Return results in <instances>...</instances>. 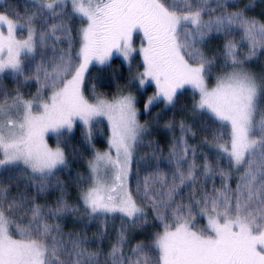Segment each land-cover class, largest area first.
I'll use <instances>...</instances> for the list:
<instances>
[{"label":"snow or ice","instance_id":"1","mask_svg":"<svg viewBox=\"0 0 264 264\" xmlns=\"http://www.w3.org/2000/svg\"><path fill=\"white\" fill-rule=\"evenodd\" d=\"M29 3L23 15L0 11V76L8 72L37 84L30 98L18 90L9 95L0 85V264H264V82L242 67L257 48L264 49V22L248 17L246 9L227 11L229 0ZM77 18L81 26L73 35L70 22ZM236 32L249 55L241 59V44L226 39L228 70L212 83L215 60L203 47L213 35ZM137 54L143 71L133 85H155L145 110L156 102L174 105L177 93L190 87L198 94L194 110L208 114L206 126L216 128L210 142L216 155L215 162L205 155L198 164L197 148L184 139L191 129L181 123L168 160L174 170L157 167L142 181L137 172L133 188V152L147 130L137 120L136 97L90 100L85 77L90 66L106 65L114 55L130 65ZM101 117L111 130L109 151L96 152L90 161V183L79 200L88 223L101 221L98 237L105 235L107 218L119 215L121 226L107 253L92 248L84 235L63 232L61 218L80 208L67 203L62 189L54 207L37 203L57 169L66 167L63 149L59 143L50 147L48 134L59 139L79 121L90 139ZM222 157L227 171L219 166ZM20 178L27 181L25 191L13 196L10 187ZM146 208L161 230L125 251L126 225L145 222Z\"/></svg>","mask_w":264,"mask_h":264},{"label":"trees","instance_id":"2","mask_svg":"<svg viewBox=\"0 0 264 264\" xmlns=\"http://www.w3.org/2000/svg\"><path fill=\"white\" fill-rule=\"evenodd\" d=\"M229 4L232 6H230L227 11L246 9V15L248 17L255 18L260 22H264V0H229ZM0 6L7 7V10L13 7L12 9H17L23 15L25 9L30 7V3L29 0H2V4H0ZM10 9L9 11H11ZM70 26L73 29V35H75L80 25L78 26L77 22L73 20L70 22ZM226 39H232L238 44H241L242 37L239 32H236L227 38L224 35H213L207 39V42L203 47L205 54L210 58H214L215 60V65L212 69V76L210 77L211 82L217 74L228 70L224 68V45ZM238 52L241 59L247 57L249 55L248 45L246 43L241 44V46L238 48ZM242 67L246 71L254 74L259 80L264 82V49L257 48L255 55L252 56L251 59H244ZM12 76L11 74L4 75L2 78H0V84H5L8 88V86H11V78H14ZM129 78L130 75L124 65L120 60L114 58L106 66H93L89 70L85 79V94L88 98L91 97L90 95L115 97L121 94L120 92L122 90H126L128 88V83L130 80ZM7 91L10 93L9 90H6V92ZM147 94H149V92L144 94L139 93L137 96L139 122L147 130L143 132L141 145L137 147L136 151L134 152L130 183H132L133 179H135L134 174L137 172L144 178L146 175L155 171V168H152V159L155 157L152 158V156L157 155V162L160 161L161 164L169 166L168 160L170 158V152L173 148V141L175 140V137L181 136V123L191 129L184 139L187 140L189 145L197 148V153H202V155H200L201 158H198V162L202 164L205 155H209L213 159L215 158V153L213 151L216 149L210 143L213 135L205 132L203 128H200V125L203 123L202 119L206 118V116L200 112L194 113L193 105L195 96L190 91L184 90L182 93L178 94L174 105L166 109L162 106V103H157L150 110L146 111L144 109V105ZM189 113L192 115H189ZM210 120L211 119H208V121ZM169 124H171V127H166V125ZM213 129L215 132L216 128L213 127ZM84 133L85 132L82 126L77 124L72 132L63 135L62 142L59 146L65 153L66 167L63 166L61 170L57 171L56 176L51 179L50 186L55 187L52 183V180L60 178L61 181H63L62 184H64V199L69 205L80 208L79 213L69 212L67 215L61 218L59 222L62 225L63 232L65 234L69 232H75L77 234L84 235L89 239L91 236L90 232L97 233V231L92 226L90 229H88L90 232L85 231L87 230L85 225L88 224V218L83 211V206L79 200V195L81 190L86 188L89 184L86 164L92 158L95 150L102 151L105 147H107L106 144L108 130L105 124L101 121H95L93 123L91 129V133H93L91 137V141L93 140L92 147L88 144L87 136ZM154 152H156V154H154ZM148 158L150 159L148 160ZM134 161H137L138 164ZM221 168L224 170L227 168L228 170L229 166L223 165ZM232 171L233 176L230 183L231 186L235 188L236 172L234 170ZM16 175L19 176V173H16ZM77 175L87 178V180H83V178L79 179ZM26 183L27 181L24 178L18 179L10 187L11 195L15 196L20 192H24V185ZM215 183L217 188H219L221 185L219 176L216 177ZM29 191L34 195L36 193L35 187H31ZM56 191V189L55 191L48 190L47 192L40 194L37 198V203L47 204L49 207H54L56 200L62 194L61 191L60 193H58L59 191L56 193ZM145 212L147 214V219L144 222L145 225H143L141 228L136 230V228L131 226L130 222L128 225H126L129 243L126 246L125 251H128L131 247H134L137 243H148L152 239L154 232L158 230V220L155 219L157 221L156 222L152 219L153 216L150 212V209H145ZM113 217H115L114 220ZM113 217L107 218L106 226H118L120 224V217ZM132 230L133 232L131 234L130 232ZM145 230H148V232L151 234H142V236H140L139 233ZM105 232V237H103L101 241L98 239V244L94 243L96 238H91V240L93 239L91 241V247L95 248L99 245V247H101L103 251L107 253L112 244L111 235L113 234L114 230L109 228L107 230L106 228Z\"/></svg>","mask_w":264,"mask_h":264},{"label":"rangeland","instance_id":"3","mask_svg":"<svg viewBox=\"0 0 264 264\" xmlns=\"http://www.w3.org/2000/svg\"><path fill=\"white\" fill-rule=\"evenodd\" d=\"M0 4H2V0H0ZM2 6V5H1ZM0 6V11H3V10H7L6 8L7 7H5V6H3V7H1ZM11 7V6H10ZM13 7H11V12H18V13H20L21 15H22V13L20 12V11H18L17 9H12ZM9 9H8V11H9ZM69 11H71V9L69 8ZM73 21V20H72ZM71 21V22H72ZM74 21H76L77 22V24H78V26L80 25L81 26V22H80V20L77 18V19H74ZM79 26V27H80ZM18 35H23V33H17ZM64 45H61V47H63ZM135 46L137 47V48H139V46H140V40H139V38H136L135 39ZM114 58H117L118 60H120L121 61V63L124 65V67L126 68V70L128 71V73H129V75H130V80H129V83H128V88L126 89V90H122L120 93H124V94H131V95H133V96H135L136 97V102H137V96H138V94L140 93V94H144V93H146V92H149V94H147V98H146V102H145V104L147 103V100L150 98V97H152L154 94H155V85L154 84H152V83H149V84H146L142 89L141 88H139V86H138V84L137 85H133V83H132V81H133V78L139 73V72H142L143 71V67H142V58L141 57H139V55L137 54V55H134L133 56V59H132V62H131V64L129 65V63L128 62H125L124 60H123V57H121V56H116V55H114L113 56V59ZM111 62V61H110ZM109 62V63H110ZM108 63V64H109ZM108 64H106V65H108ZM106 65H103V66H106ZM93 66H96V67H103V66H100V65H93ZM93 66H90V68H89V70L93 67ZM10 73H8V72H5L2 76H0V78H2L4 75H9ZM88 74V73H87ZM87 74H86V76H87ZM11 76H12V74H11ZM13 77V76H12ZM85 79H86V77H85ZM215 82V78L213 79V81H212V83H214ZM10 84H11V86H8V88L6 87V85L4 84V85H2L3 86V90L4 91H6V90H9L10 91V93L7 91V94H9V95H13V94H15V92L18 90L20 93H22V95L25 97V98H30L31 97V95H33V94H35V92H36V88H37V84L35 83V81H28L27 83H24L23 82V78H11V80H10ZM1 85V84H0ZM184 90H188V91H190L194 96H195V100L196 99H198V94H196V93H194V91L190 88V87H188V86H185V88L184 89H181L178 93H177V95L178 94H180V93H182ZM86 95V94H85ZM91 97L89 98L90 100L91 99H94V97L95 96H98V95H90ZM99 97H102V96H99ZM114 96H108V97H102V98H105V99H112ZM195 100H194V103H195ZM157 103H162V106L166 109V108H168V107H170V106H168V107H165V104L163 103V102H156V103H154L153 105H151L150 107H149V109L148 110H150L152 107H154ZM136 107H137V103H136ZM144 109H145V107H144ZM194 111V113H197V112H200V111H198V110H193ZM137 113H138V115H137V120H138V122H139V110H138V107H137ZM200 113H202V112H200ZM191 113H189V115H190ZM192 115V114H191ZM203 115L204 116H206V118H203L202 120H203V123H202V125H200V128H203L204 129V131L205 132H207V133H209V134H212L213 135V133H214V129H213V127L212 126H206V125H208V119H211L209 116H208V114H206V113H203ZM96 121H101V122H103L104 124H105V126L107 127V130H108V136H107V144H106V146L107 147H105L104 148V150H102V151H96L95 150V152L93 153V156H92V158L90 159V161H92L93 159H94V155H95V153L96 152H99V153H104V152H107V151H109V138H110V136H111V130H110V126H109V124H108V121H107V119L106 118H103V117H101V118H98V120H96ZM95 122V121H94ZM93 122V123H94ZM140 123V122H139ZM77 124H80L81 126H82V128H83V130H84V134L86 135V128H85V126L82 124V123H80L79 121H77L76 122V124L74 125V127H73V129H72V131L75 129V127H76V125ZM71 131V132H72ZM68 133H70L69 131H67V130H65V131H63L61 134H60V136H59V139H57V135L56 134H54V133H49L48 134V136L46 137V139H47V141H48V143H49V146L50 147H53V148H55L56 146H57V143H59V145L61 144V142H62V138H63V135H66V134H68ZM50 134H52V136H50ZM92 134L93 133H91V137H92ZM142 135H143V133H142ZM87 136V135H86ZM180 136H178V137H175V140L173 141V143L176 141V140H178V138H179ZM87 140H88V144L92 147V141H91V138L89 139L88 137H87ZM91 141V142H90ZM141 145V142L140 143H138L136 146H135V149H134V152L136 151V148L137 147H139ZM216 151V150H215ZM215 151H213L214 153V155H216V152ZM134 152H133V157H134ZM154 154H156V152H154ZM113 155H114V151H113ZM200 155H202V153L201 152H199V153H197V157H196V159H197V163L198 164H200L199 162H198V158H201L200 157ZM157 155H155V156H152V158L153 157H155V158H153L152 159V168H155V170H156V168L157 167H159L162 171H165V172H168V171H170V170H174V168H173V166L172 165H169V166H165V165H163V164H161L160 163V161H158L157 162V160H158V158L156 157ZM212 158V157H211ZM150 158H148V160H149ZM215 159V158H214ZM213 158H212V160H213V162H215V160H214ZM90 161L86 164V169H87V177H88V181H89V183H90V169H89V163H90ZM135 163H137V161H134ZM150 162H151V160H150ZM219 166L220 167H222L223 165H226V166H229V162H228V160L226 159V158H221L220 160H219ZM138 164V163H137ZM136 164V165H137ZM63 168V166H61L60 168H58L57 169V171L58 170H61ZM235 172H236V170L235 169H233ZM226 171H227V168H226ZM137 174V173H136ZM136 174H134V177H135V179H133V181H132V183H130L131 181V179L129 178V184H130V187H135V184H136ZM77 177L79 178V179H82L83 178V180H87V178H84V177H82V176H79V175H77ZM131 177V176H130ZM139 179L142 181L144 178L142 177V176H140L139 175ZM57 180L59 181V184H57ZM62 182L63 181H61V179L60 178H56V179H54V180H52V183L54 184V186L56 187H51L50 186V188H49V190L50 191H55V189L57 190V191H59L58 193H60V191H61V189L63 190V188H64V184H62ZM133 182H134V185H133ZM215 182H216V178H215ZM216 184V183H215ZM211 187V184H209V188ZM216 187H217V185H216ZM57 191H56V193H57ZM64 191V190H63ZM55 193V194H56ZM54 194V195H55ZM147 209V208H146ZM150 212H151V214H152V219L153 220H155L156 219V214L154 213V212H152V210L150 209ZM117 217H119V215H116ZM109 217H113V216H109ZM115 219V217H113V220ZM156 221V220H155ZM157 222V221H156ZM201 223H204V221L203 220H201L200 221ZM120 224L118 225V226H114V225H110V226H106V228H107V230H108V228L109 229H112V230H114V232H113V234L111 235V239H112V243H114L115 242V237H116V233L119 231V229H120V226H121V221L119 222ZM95 224H96V226H95ZM107 224V223H106ZM143 225H145V223L143 222V223H139V224H137L136 226H132L133 228H136V230L137 229H139V228H141ZM156 225V224H155ZM154 225V226H155ZM157 229L158 230H156V232H158V231H160L161 229H160V223H159V221L157 222ZM91 226L97 231V233H94V232H90L88 229H90L91 228ZM127 227V226H126ZM85 228L87 229V230H85V231H89L90 232V234H91V236L89 237V240L90 241H92L91 240V238H96V240H95V244H98L99 242H98V239L101 241V239L103 238V237H105V235L103 236V237H98V233L101 231V229H102V224H101V221H99V220H95V221H92L91 223H88L87 225H85ZM130 230H131V227H130ZM129 230V231H130ZM132 232H133V230L130 232L131 234H132ZM156 232H154V234L156 233ZM105 234H106V232H105ZM142 234H151V233H149L148 232V230H145V231H141L140 233H139V235L140 236H142ZM106 237H109V236H106ZM93 243V244H94Z\"/></svg>","mask_w":264,"mask_h":264},{"label":"crops","instance_id":"4","mask_svg":"<svg viewBox=\"0 0 264 264\" xmlns=\"http://www.w3.org/2000/svg\"><path fill=\"white\" fill-rule=\"evenodd\" d=\"M50 136H52V134H50ZM22 167V166H21Z\"/></svg>","mask_w":264,"mask_h":264}]
</instances>
